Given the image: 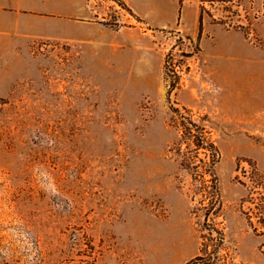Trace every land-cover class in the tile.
Masks as SVG:
<instances>
[{"label":"rangeland","instance_id":"obj_1","mask_svg":"<svg viewBox=\"0 0 264 264\" xmlns=\"http://www.w3.org/2000/svg\"><path fill=\"white\" fill-rule=\"evenodd\" d=\"M97 2L100 41L0 38V264H186L202 242L264 264L243 202L264 173V0H203L201 25L218 30L203 51ZM183 106L209 115L221 153V247L202 239L208 201L173 149Z\"/></svg>","mask_w":264,"mask_h":264},{"label":"crops","instance_id":"obj_2","mask_svg":"<svg viewBox=\"0 0 264 264\" xmlns=\"http://www.w3.org/2000/svg\"><path fill=\"white\" fill-rule=\"evenodd\" d=\"M121 1L131 17L130 22L139 20L152 30L179 26L182 32L198 37L202 51L207 48L205 39L215 40L218 33L213 29L207 34L204 24L201 25L203 0ZM101 15L97 0H0V38L25 44L34 39L97 42L106 29ZM190 17H193L191 22ZM263 27L262 22L257 26L264 36ZM258 49L250 47L248 52L252 54Z\"/></svg>","mask_w":264,"mask_h":264},{"label":"trees","instance_id":"obj_3","mask_svg":"<svg viewBox=\"0 0 264 264\" xmlns=\"http://www.w3.org/2000/svg\"><path fill=\"white\" fill-rule=\"evenodd\" d=\"M172 122L178 131L173 149L180 158L181 166L193 171V178L197 180L193 196L200 195L202 203L208 201L202 207L204 226L209 232L207 235L202 234V239L208 240L211 237L212 241L216 232L220 244L218 245L221 247L225 241L223 230L210 227L212 216H218L221 211L220 206L216 209L212 207L214 200L219 201L215 166L220 161L221 153L213 138L209 115L196 113L185 106L172 107ZM248 177L251 182L250 191L243 202H248L251 206L244 214L253 231L264 236V173L254 166ZM207 247L210 244L202 242L200 254L186 264H234L227 252L221 254L219 249L209 252Z\"/></svg>","mask_w":264,"mask_h":264}]
</instances>
